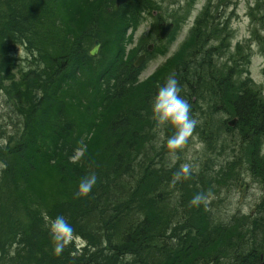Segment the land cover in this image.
Instances as JSON below:
<instances>
[{
  "label": "trees",
  "instance_id": "16d2710c",
  "mask_svg": "<svg viewBox=\"0 0 264 264\" xmlns=\"http://www.w3.org/2000/svg\"><path fill=\"white\" fill-rule=\"evenodd\" d=\"M93 1L97 3L98 14L84 17L87 7ZM161 1L163 0L149 2L153 6L152 11L162 10ZM113 2L114 0H49L50 17L42 26L43 34L31 37L25 45L30 61H35L39 54L49 55L51 58L50 63L46 61L47 66H28L25 71L34 74V86L40 89L47 102H53L55 115L45 113V110L36 119H25V116L20 114L19 123L14 121L12 127L0 121V169H4L0 175V264H121L119 262L122 253L135 256L123 264L154 263V260L147 256L146 250L138 248L141 246L140 240L148 239L151 231L160 233L156 231V224L162 225L160 220H165L164 209L159 207L158 202L145 201L144 196H131L126 193V202L120 205L108 197L122 185L125 188L130 187L136 179L138 182L144 180L148 184V174L144 173V177V169L139 166V169L132 171L134 176L130 173L129 177L120 179L114 186H107L106 182L113 167L118 163L120 166L124 161L123 151L129 156L135 151L133 149L143 151L148 145L154 144L151 137L145 140L147 135H142L143 125L152 120L148 111L151 105H147L145 100L149 96L135 93L145 88L153 90V85L159 83L163 77L173 74L178 64L187 59L197 39L172 62L163 76L154 81L158 71L145 83L137 84L138 78L135 74L138 70H131L129 67L126 71L124 68L123 58L126 51L119 48L121 44L113 32L106 45L110 51V59L100 61L98 67L89 74L88 64L95 59L89 53L94 43V39L88 38L89 30L93 26L107 31L127 29L133 25L127 18L137 0H129L108 12L107 8L111 7ZM6 5L8 12L12 9V3L10 0H0V6H3L4 10ZM222 5L226 9V4ZM255 7L258 11L254 14L251 12L252 18L257 25L263 24L264 0H258ZM71 13L79 17L75 24L71 22ZM209 15L210 9L199 20L194 35L202 34L201 28L203 31L218 30L219 26L215 25L216 18L208 19ZM19 18L12 14L9 16L8 28L11 29L7 35L22 33L21 24L23 25L24 19ZM158 18L161 19L162 16L159 15ZM204 20L206 21L202 23ZM153 26L156 29L155 25ZM5 30L0 33V38L5 40L2 45L9 43ZM77 30L82 31L78 36L74 34ZM219 30L216 34V45L222 48L227 57L243 61V69L247 63L249 68L252 42L237 44L234 51H231L230 32L227 30L226 36H223ZM252 36L253 39L260 38L256 31H253ZM14 68L15 66L0 69V82ZM119 70L124 73L119 77L118 94H124L127 98H122L121 101L119 98L110 97L109 108L105 104L106 99H103ZM243 78V83H247L250 92L259 96L258 101L243 103V98L237 96L238 93L226 97V108L230 113L236 114L238 121L234 127H230L224 115V119L217 120L220 122L215 125L214 130L219 133L217 137L223 135L234 140L236 146L248 154L247 161L256 157V165L264 167V86L257 85L249 75ZM96 98L98 102L94 101ZM17 103L19 100L12 102L11 107ZM19 110L21 111V108ZM226 124L231 131L225 130ZM87 130H91V134ZM94 131L96 132L93 134ZM16 132L18 133L15 134ZM79 138L82 139L80 145L75 144V140ZM200 138L201 135H197L199 141ZM187 142L190 144V139ZM75 146H79L78 150H82V154L72 167L70 159L74 155ZM93 174L96 182L91 191L84 196L79 194L78 186L82 178ZM6 183L9 184V189L4 188ZM139 200L144 204L132 208L127 206L136 204ZM21 205H24L25 211L19 210ZM52 208L56 210L54 215L67 218L75 230V235H85L88 238L89 249L82 254L75 251L65 255L69 249L66 247L60 256H50L44 258L45 260L37 257L40 248L38 238L43 239V236L42 230L35 226V222L42 217L46 209ZM261 208L264 211V207ZM150 212L152 213L148 215ZM250 215L241 217L240 221L233 224L227 223L226 220L204 219L202 223L205 232L194 239V244L198 245L202 241V244L207 245L206 249H196L192 245V254L180 255L177 260L164 257L161 261H171L173 264H220L221 262L216 261L220 252L212 249L214 243H226L237 231L242 234L239 236V249L235 253L240 254L241 260L253 257L259 247H262L263 252L264 212L262 218H251ZM24 221L29 222L30 226H26ZM15 222L17 225H14ZM220 230L227 231L221 234ZM152 237L159 238L155 235ZM127 238H131V245L125 244ZM44 239L43 248L52 246L50 237ZM133 243L135 247L132 246ZM234 258L238 257L234 254Z\"/></svg>",
  "mask_w": 264,
  "mask_h": 264
},
{
  "label": "bare ground",
  "instance_id": "6f19581e",
  "mask_svg": "<svg viewBox=\"0 0 264 264\" xmlns=\"http://www.w3.org/2000/svg\"><path fill=\"white\" fill-rule=\"evenodd\" d=\"M152 1L137 0L132 6L131 15L127 19L133 24L129 27L133 33L122 28L105 31L97 26H93L89 30L88 38L100 41L103 46L100 53H96L95 59L92 60L93 62L88 64L89 74L98 67L100 61L110 59V51L106 48V45L113 32L121 44L119 48L127 51L131 58L129 59L124 56V68H126V71L129 67H131V70L136 68L138 70V73L135 74L137 78L141 77V66L145 60L151 56L160 55L166 50L167 44L157 39L148 43L140 42L137 45L136 31L139 30L140 26L147 19H154L153 14H151L153 6L149 3ZM10 2L12 3V9H9L10 13L15 15V17H20L19 19H24L23 25L21 24L23 28L22 33L15 36L7 35V33H10L9 29H11L8 28L9 16L11 14H9V11L7 12L8 5H6L5 10L3 6H0V33L6 29L5 36L8 38L7 41H9L8 44L2 45L5 40L0 38V69L5 70L6 68L15 66L14 70L7 73L0 82V98L9 99L12 102L19 100V103L13 104L15 105L13 108L11 107L12 103L8 104L11 107L10 114L7 117H3L9 124L14 125V121L19 123L20 114L25 116V119H36L45 110H47L45 113L50 115H55V113L52 109L53 102H47L40 89L34 86V74L25 71L28 66L45 67L47 66L46 61L49 63L51 61L49 55L40 56V54L36 57L35 61H30L28 57L29 52L25 47L28 41L31 40V37L43 34L42 26L50 17L48 12L49 0H10ZM117 7L119 6L116 0H114L111 7H108L107 10L110 12L111 8L116 9ZM70 19L74 24L79 21V17L74 15V13H71ZM215 21V25L219 26V32L223 36H226L225 17L219 15ZM152 22H150V25ZM218 23H222V25ZM31 30H35V32ZM218 30L210 29L202 31V34L196 33L193 35V41L194 39L197 40L194 41L187 59L181 61L173 73L182 87L181 95L190 103L192 115L199 121L194 130L193 137L189 138L190 142L195 139L197 144L191 145L187 142L172 155L166 147V138L171 136L174 130L168 126L159 130L155 129L153 119L151 118L152 120L143 125L144 130L142 135H147L144 138L145 140L151 137L154 144L148 145V148L143 151H139L137 148L133 149L135 151L129 156L125 153L126 151H123L122 157L124 161L121 162L120 166H118V163L113 167L111 174L107 178V186H114L120 179L129 177L132 171L137 168L139 169V166L143 167V174H148V178H150L148 184L144 180L138 182L136 179L135 183L131 184L130 187L125 188L122 185L120 189L113 191L108 197L116 201L117 205H120L126 202L124 199L126 193H129L131 196H144L145 201L158 202L159 207L164 209L165 220H160L162 225L156 224V231L160 233L151 231V236L149 234L147 236L148 239L140 240L141 246L138 248L147 251V256L154 260L153 264H173L171 261L165 262L161 261V259L169 257L177 260V257L180 255L188 256L193 253L191 252L192 245L196 249H206L207 245L205 243L202 244V241L198 245L194 244V239L202 232H205L202 221L206 218H213L215 221L226 220L227 223L233 224L248 214H251V218H262L263 216L264 211L261 207H264V167L256 165L258 163L256 162V157H253L252 161H247L246 155L248 154L242 152V148H238L234 140L223 135L217 137L216 135H219V133H216L214 130L216 129L215 125L220 122L217 121V119H220L217 117L221 114L225 115L227 122L232 117L236 118V122L238 121L236 114L230 113L226 108V97L234 96L238 93L237 96H240L241 99L243 98V103L246 104H251L252 100L257 102L259 97L250 92L247 83H243V80H245L243 77L249 73L248 63L246 64V68L243 69L241 66L243 61L238 58L227 57L223 53L222 48L216 45ZM1 46H3L2 50ZM135 47L138 48L136 49ZM21 49L26 50L27 61L17 54ZM24 61L26 66L23 68L19 67L23 65ZM171 64L172 62L168 58L159 64V73L155 76L156 79L154 78V81L158 79L157 77L163 76ZM123 73L124 71L119 70L111 81L109 88H107L106 97L104 96L103 100L106 99L105 104L108 106L110 105L108 100L110 97L119 98L120 100L127 98L124 94L119 95L117 90L119 77ZM167 76L163 77L156 85H153L155 87H153V90H149L148 88L140 89L135 94L148 95L149 97L145 100L147 105H151L152 97ZM234 83L238 85H233ZM94 101L98 102V99L96 98ZM20 108L21 111L19 110ZM121 111L123 110L121 109ZM148 111L151 113V107ZM230 125L234 127L236 124H229L228 126ZM228 126L226 124L225 130L227 131L230 130ZM87 131L90 132L91 130ZM84 134H87V132H84ZM197 135H201L200 141L197 139ZM80 141H82L81 138L76 139L74 143L80 145ZM78 149H80L79 146L73 148L74 155L70 159L72 167L77 159ZM184 164H189L192 167V174L188 179L181 177L180 180L173 183L174 174ZM3 171L4 169H0V175H2ZM245 173L248 175L245 176L246 178L243 177ZM143 174L141 175L143 176ZM146 174H144V177H146ZM131 175L134 176L133 173ZM248 177L251 179L250 181L247 180ZM253 187L260 189L262 196L260 199L258 197L255 198L252 201L254 204L248 206L243 200L245 198L243 195L247 188L253 189ZM4 188L9 189V184L6 183ZM197 193L207 197V202L202 203L199 207H191L189 201ZM100 194L102 195V193ZM234 202L239 204L236 208L232 209ZM137 203L127 206L132 208L136 205L141 206L144 204L143 202L141 203V200ZM19 210H24V205H21ZM55 212L56 210L53 208L46 209L42 217L35 222V226L42 230L43 236V239L38 238L40 239L38 242L40 248L37 251V257L40 259L56 256L52 254V246L48 248L42 247L44 244L42 240H45V237H50L47 224L51 219L55 218ZM24 223L26 226H30L29 222L24 221ZM14 225H17V223L15 222ZM249 228L252 229V227ZM226 231L220 230L219 232L224 234ZM241 234L242 232L237 231L233 233L231 239L226 243L221 241L214 243L212 249H217L220 252L217 255V263L264 264V251L262 252V247L257 249L253 257L244 261L241 260L239 253H235L239 249L238 241ZM154 235L159 238L152 237ZM127 240L125 244L131 245V238H127ZM118 244L117 246H119ZM89 245L90 241L85 235H75L68 245L69 249H67L65 255L75 251L82 254L86 249H89ZM132 246H134V243ZM122 254V258H120L121 262H119L121 264L135 257L130 253ZM234 254L238 258L235 259Z\"/></svg>",
  "mask_w": 264,
  "mask_h": 264
},
{
  "label": "clouds",
  "instance_id": "9594fccd",
  "mask_svg": "<svg viewBox=\"0 0 264 264\" xmlns=\"http://www.w3.org/2000/svg\"><path fill=\"white\" fill-rule=\"evenodd\" d=\"M182 87L174 74L168 75L164 82L158 87L151 99V115L154 128L159 130L168 126L174 130L171 136L166 138V147L172 155L193 137L194 130L199 121L192 115L190 103L181 95ZM192 167L184 164L174 174L173 183L181 177L188 179L192 174ZM96 182L95 175L82 178L78 191L86 195L91 191ZM207 202V197L200 193L193 195L189 201L191 207H199ZM47 230L52 243L54 255L60 256L75 236L72 224L63 215H57L47 224Z\"/></svg>",
  "mask_w": 264,
  "mask_h": 264
},
{
  "label": "rangeland",
  "instance_id": "374dc122",
  "mask_svg": "<svg viewBox=\"0 0 264 264\" xmlns=\"http://www.w3.org/2000/svg\"><path fill=\"white\" fill-rule=\"evenodd\" d=\"M184 1L185 0H168V1L163 2L164 14L167 15L168 18L172 17V11H176L177 12L178 10H181V7L183 6ZM203 1L204 0H199L198 1L197 5H196V8H195V10L193 12L194 15H195L196 11L200 7H202ZM254 1L255 0H233L234 4L231 2L232 6L229 7L228 12L229 13L231 12L233 14L232 18H231L232 19L231 21H232V27H233V29L235 31V40L236 41H238V40H240V39H242L244 37L247 38L248 36H250L252 34V31L256 30V27H258V25L255 26L256 24L252 23V21H251L252 17H251V15H249V6H250V4H253ZM96 5H97L96 1H93L87 7L86 15L84 16V14H83L82 16L86 17V16H88L90 14H94V15L98 14L97 9H96ZM181 13H182V11H181ZM181 13H180V16H181ZM148 18H149V16H148ZM152 21H153V19H151V20L147 19L140 26L139 30L136 31L137 45L140 42L148 43V42L156 40L157 37H153L152 34L151 35L149 34V32H150L149 31L150 22H152ZM183 22L184 21H182L181 23H183ZM189 24L179 34V36L176 37L174 46L169 47V50H168L166 55H159L154 60L148 61V60H150V59H148L145 63L143 62V65L145 64L144 67L146 68L144 73H143V77L148 76L157 66H159V64H161L167 58L168 59H171V58L177 59L180 56V51L177 52L174 55V57H172V53H173L174 49H176V47H178L180 41L183 39L185 31H186L187 27L189 26ZM253 26H254V28H253ZM257 29L261 33L264 34V27L263 26H259ZM146 31L148 32V35L146 36V39L147 38H151L150 41H145L144 38H141V35L143 33H145ZM81 32H82L81 30H77L76 32H74V34L76 36H78ZM92 47H93V45H92ZM101 47H102V45L100 46V50H99L98 54L101 51ZM135 48L137 49L138 47H135ZM260 50H261V46H259L258 41H257V43L255 44V48H254L255 52H254V54H253V56L251 58L252 59V62H251V74H252L253 78L255 79V81H257L260 84H264V76H263L262 70H261L264 67V55L262 54V51L260 53ZM17 54L19 56L23 57V60L27 59L26 58L27 57V52H26L25 49H21L20 52L17 53ZM25 66H26V64H25V61H24L23 65H20L19 67L23 68ZM9 103H12V101L9 100V99H6V98H0V115H2V116H0V121L1 122H5L6 124H9V123L3 117L4 116L7 117V115L10 114L11 107L8 106ZM223 117H224V114H221L217 118H223ZM217 120H219V119H217ZM9 127H12V125L9 124ZM95 132L96 131H94L93 134ZM190 144L191 145H195V144H197V142H196L195 139H193ZM245 176H248L247 173H245L243 175L244 178H246ZM247 180L250 181L251 179L248 177ZM254 188L255 187H253V189L247 188L246 192L243 195L245 197L243 200L248 204V206H250L251 204H254V203H252V201L255 198H257V197L260 199V197L262 195V191L260 189H257V188L254 189ZM238 204L239 203L234 202L232 209L236 208V206H238ZM245 209H247V208H245Z\"/></svg>",
  "mask_w": 264,
  "mask_h": 264
},
{
  "label": "water",
  "instance_id": "95a60500",
  "mask_svg": "<svg viewBox=\"0 0 264 264\" xmlns=\"http://www.w3.org/2000/svg\"><path fill=\"white\" fill-rule=\"evenodd\" d=\"M127 0H116L117 4L120 5L124 2H126ZM160 36L162 37H165L168 35V33L170 32L171 28H172V23H169V24H161L160 25ZM100 42L97 41L96 42V45L94 47V51H93V54H95L97 52V48L99 46ZM235 123V119H233L232 121H230L229 124H234Z\"/></svg>",
  "mask_w": 264,
  "mask_h": 264
}]
</instances>
